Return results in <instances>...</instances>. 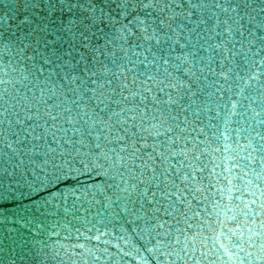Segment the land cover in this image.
<instances>
[{"label":"water","instance_id":"water-1","mask_svg":"<svg viewBox=\"0 0 264 264\" xmlns=\"http://www.w3.org/2000/svg\"><path fill=\"white\" fill-rule=\"evenodd\" d=\"M0 264H264V0H0Z\"/></svg>","mask_w":264,"mask_h":264}]
</instances>
